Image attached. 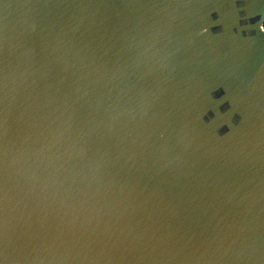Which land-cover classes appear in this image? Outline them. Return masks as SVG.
Masks as SVG:
<instances>
[{
	"label": "water",
	"instance_id": "obj_1",
	"mask_svg": "<svg viewBox=\"0 0 264 264\" xmlns=\"http://www.w3.org/2000/svg\"><path fill=\"white\" fill-rule=\"evenodd\" d=\"M264 0H0V264H264Z\"/></svg>",
	"mask_w": 264,
	"mask_h": 264
},
{
	"label": "clouds",
	"instance_id": "obj_2",
	"mask_svg": "<svg viewBox=\"0 0 264 264\" xmlns=\"http://www.w3.org/2000/svg\"><path fill=\"white\" fill-rule=\"evenodd\" d=\"M259 28H260V30H261L262 32H264V23H261V24L259 25Z\"/></svg>",
	"mask_w": 264,
	"mask_h": 264
}]
</instances>
